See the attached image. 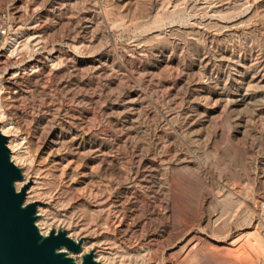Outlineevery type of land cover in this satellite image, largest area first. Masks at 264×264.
Instances as JSON below:
<instances>
[{
    "label": "rangeland",
    "instance_id": "obj_1",
    "mask_svg": "<svg viewBox=\"0 0 264 264\" xmlns=\"http://www.w3.org/2000/svg\"><path fill=\"white\" fill-rule=\"evenodd\" d=\"M3 126L78 263L264 264V0H0Z\"/></svg>",
    "mask_w": 264,
    "mask_h": 264
},
{
    "label": "water",
    "instance_id": "obj_2",
    "mask_svg": "<svg viewBox=\"0 0 264 264\" xmlns=\"http://www.w3.org/2000/svg\"><path fill=\"white\" fill-rule=\"evenodd\" d=\"M23 180L0 130V264H101L92 252L81 254V263L72 258L83 241L71 239L66 230L40 232L37 203L25 202L28 186L16 189Z\"/></svg>",
    "mask_w": 264,
    "mask_h": 264
},
{
    "label": "bare ground",
    "instance_id": "obj_3",
    "mask_svg": "<svg viewBox=\"0 0 264 264\" xmlns=\"http://www.w3.org/2000/svg\"><path fill=\"white\" fill-rule=\"evenodd\" d=\"M4 129H5V126H3V127L1 128V131H2L3 134H4V132H5ZM18 147H19V144H18V142L15 141V140H10V142L8 143V149H10V150L12 151L14 158H17V159H19ZM20 159H21V158H20ZM25 184H26V183L18 182V183L16 184V189H17V190L21 189L23 186H25ZM36 192H37V191H36L34 188H30L29 191H28V195H29V194H35ZM26 194H27V193H26ZM37 211H38V210H37ZM46 212H47V209H45V210L42 209V208L39 209V213H41V214H46Z\"/></svg>",
    "mask_w": 264,
    "mask_h": 264
}]
</instances>
